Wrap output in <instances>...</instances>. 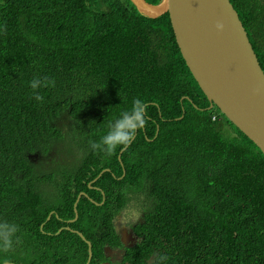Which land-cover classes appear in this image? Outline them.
Returning a JSON list of instances; mask_svg holds the SVG:
<instances>
[{
	"label": "trees",
	"instance_id": "obj_1",
	"mask_svg": "<svg viewBox=\"0 0 264 264\" xmlns=\"http://www.w3.org/2000/svg\"><path fill=\"white\" fill-rule=\"evenodd\" d=\"M231 2L264 70V0ZM38 77L54 82L39 102ZM193 78L168 13L147 17L130 0H0V223L53 256L80 242L68 264H85L87 243L56 233L77 228L100 264L105 244H119L113 210L129 205L173 244L144 240L129 264L155 250L153 264H264V154ZM134 98L144 102L134 138L111 154L93 149ZM106 209L103 236L95 217Z\"/></svg>",
	"mask_w": 264,
	"mask_h": 264
},
{
	"label": "water",
	"instance_id": "obj_2",
	"mask_svg": "<svg viewBox=\"0 0 264 264\" xmlns=\"http://www.w3.org/2000/svg\"><path fill=\"white\" fill-rule=\"evenodd\" d=\"M130 1L147 17L169 14L181 55L208 100L264 154V70L231 0Z\"/></svg>",
	"mask_w": 264,
	"mask_h": 264
},
{
	"label": "clouds",
	"instance_id": "obj_3",
	"mask_svg": "<svg viewBox=\"0 0 264 264\" xmlns=\"http://www.w3.org/2000/svg\"><path fill=\"white\" fill-rule=\"evenodd\" d=\"M237 13H238V11H237ZM238 15H239V13H238ZM239 17H240V15H239ZM179 51H180V49H179ZM193 79L196 80L195 78H193ZM53 83L54 82L51 79H49L48 77L33 78L30 81V87L33 90L32 94H33L34 99L38 102L41 101L42 97L39 94L38 89L41 87H45V86H51ZM213 104L214 103L211 102L210 106H213ZM183 116H184V114L180 118H182ZM212 116H213V114L211 115V117ZM215 118L216 117L214 116L213 119H215ZM143 122H144V102L140 98H134L131 102V107L125 111L120 112V114L117 116V118L109 124L108 130L105 132L104 136L101 138L100 143L97 144L96 142H91V147L93 149H96L97 147H99L101 149V151H103L107 154H111L118 146L126 145L129 142L131 136L134 134V132H135V134L137 133V128H139L143 124ZM226 124L230 127V125L228 123H226ZM135 134L132 136V139L134 138ZM231 134L232 133H230V134L224 133L223 134L224 136H220V138L228 137ZM237 137H238V134H237ZM219 150H223V152H222L223 154L220 156V159L218 160L219 163H222L224 160H226L225 146L223 147V149H222V147H219ZM121 152L119 154H121ZM207 170H208L207 176H210L211 170H210L209 166L207 167ZM125 171H126V169H125V166L123 165V172H125ZM93 181H95V180H93ZM209 181H210L211 185L216 184L215 177H211L209 179ZM89 186L92 187L91 183H89ZM85 196L89 197V195L86 192H85ZM89 198L92 202H94L97 205L102 204V202L99 203V202L95 201L94 199H92L91 197H89ZM104 199H105V197H104ZM75 203H76V201H75ZM75 203H74L75 217L72 219L65 220L67 223L73 222L78 217V209L76 207L77 204L75 205ZM115 207H116V203H114L113 209ZM115 210H117V212L112 216V219H111L112 225L111 226H112V230L115 231L116 235L119 238V244L116 247L112 246L110 244H107V243L105 244L104 254H105L106 260H104L100 264H129L128 258L126 257L127 250L129 248L135 247L136 245H138L139 243H141L144 240L155 241L158 246L167 245V252L170 250L168 245H173V244H171V243L166 244V242H164L163 237L158 236L159 230L151 227V225L146 224L144 222L145 216H142L138 210L130 207L129 205L123 206L121 208H116L113 211H115ZM108 211H109V209H106L104 211L103 215L101 214L100 217L99 216L95 217V220L97 222L101 223V226H98V228H99L98 232H101V234L103 236H107L110 233H112V231L109 228L110 222L106 220V215H107ZM113 211H111V213ZM53 212L54 211H51L49 213L48 218H50V216ZM62 228H65V229L73 232L74 233L73 238L79 237L80 241H81V239H83L87 243L89 256H88V260L85 264H90L92 257H93L92 242L85 237V235L83 234L82 231H80L77 228H73L69 225L61 227L56 233L60 232ZM11 231H14V229L10 228L7 225L2 226V230H0V236H3L5 246H7L8 235ZM65 242H66V240H63L62 245H64ZM79 243L80 242H69V245L67 247H65L66 255L69 257V259L74 255V252H76L75 249L78 246L77 244H79ZM109 250L112 251L111 256L107 255L109 253ZM121 250L124 251L123 256H119V254H118L119 251H121ZM90 254H91V258L89 260ZM60 255L62 256V253ZM156 258H157V255H156V250H155V252L147 259L146 264L147 263L153 264Z\"/></svg>",
	"mask_w": 264,
	"mask_h": 264
},
{
	"label": "flooded vegetation",
	"instance_id": "obj_4",
	"mask_svg": "<svg viewBox=\"0 0 264 264\" xmlns=\"http://www.w3.org/2000/svg\"><path fill=\"white\" fill-rule=\"evenodd\" d=\"M0 223V230L4 224ZM41 241V240H40ZM36 240L33 239L30 247H26V238L20 235V231H11L8 235V243L5 246L3 236H0V264H68L71 261L66 255L64 246H59L62 256L51 248L42 245L38 248L35 244ZM43 242L48 243L46 238ZM124 251H119V256H123Z\"/></svg>",
	"mask_w": 264,
	"mask_h": 264
},
{
	"label": "rangeland",
	"instance_id": "obj_5",
	"mask_svg": "<svg viewBox=\"0 0 264 264\" xmlns=\"http://www.w3.org/2000/svg\"><path fill=\"white\" fill-rule=\"evenodd\" d=\"M219 127H220L221 129H223V128H224V129H227L228 132L225 131L226 134H230V133H232V130H230L229 126H228L223 120H221V121L219 122ZM49 162H50V161H49ZM50 163H51V162H50ZM45 185H46V184H42L41 187L45 189ZM46 190L48 191L47 188H46Z\"/></svg>",
	"mask_w": 264,
	"mask_h": 264
}]
</instances>
